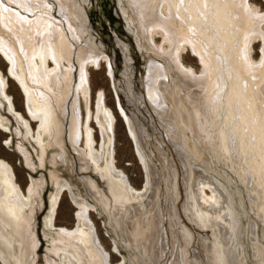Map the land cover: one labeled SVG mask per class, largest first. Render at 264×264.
Wrapping results in <instances>:
<instances>
[{"label":"bare ground","instance_id":"1","mask_svg":"<svg viewBox=\"0 0 264 264\" xmlns=\"http://www.w3.org/2000/svg\"><path fill=\"white\" fill-rule=\"evenodd\" d=\"M73 1L80 13L83 8L81 0ZM123 1L132 9V19L136 22V29L140 31L139 36L143 38L140 50L150 62L146 81L147 100L158 117L167 124L164 127L168 138L189 176V202L186 208L189 210L190 219L200 228L210 227L217 230L227 246L226 253L216 245L206 246L210 263L247 264L244 249L249 242L248 238L252 240L255 258L263 261L264 245L259 239L264 240V226H258L255 221L249 223V220L247 229L243 231V217L237 205L240 201L242 210L250 219L251 213L243 199L244 185L249 192V198L253 199L252 211L260 218L263 215L261 219L264 221V199L257 200L256 203L250 191L253 188L249 187V180L253 179L256 191H260L264 197V45L261 61L256 62L250 55L253 37L261 36L264 42V32L260 30L264 13L254 9L256 6L253 8L247 0ZM40 9L41 13L36 18H29L19 10L0 2V56L10 65L9 78L17 83L26 97V107L32 121L39 122L38 131L34 132L28 120L14 108L12 97L7 92L9 78L1 70L0 99L6 100L7 108L24 125V135H32L42 148L43 156V150L46 149L43 137L46 135L49 136V147L58 146L61 152L56 155L61 161H65L64 135L67 131L64 120L69 114L68 108L66 109L68 99L77 90L89 102L87 50L78 46L79 79L76 84L73 82L76 78L73 79L74 66L70 58L73 50L67 47L68 38L62 34V28L55 23L54 18L43 13L42 5ZM77 20L80 28L86 32L85 18L81 15ZM156 37L163 38L162 45L156 43ZM121 48L128 55L127 49L123 46ZM185 52L199 56L203 67L201 72L184 63L182 54ZM65 56L71 67H65ZM157 57L165 62H160ZM50 58L54 61L52 68L47 61ZM102 59L109 61L107 55L98 50L89 64L98 66ZM112 69L114 68L110 67V74L114 78ZM73 97L67 133L69 140L78 153L90 157L98 175L104 182L107 181L106 188L110 195L103 193L91 177L85 178L91 192L99 196L98 202H90L80 192H75V185L70 181L58 177L56 171L52 172L55 190L50 196L49 214L45 223L48 230L56 231L63 248L55 247L50 252L62 264H110L108 253L98 238L90 213H110L109 203L113 201L115 214L122 210L128 212L129 208L134 211L132 224L125 231L127 240L132 238V241L138 242V238L145 239L143 246L140 245L142 250L152 261L156 258L154 263L158 262L167 247H164L167 240L166 233L160 226L163 218L159 212L161 209L157 211L158 199L155 200L156 197H150L149 194L154 184V169L141 142L148 130L145 126H139L140 122L137 127L120 104L129 135L145 169L144 186L137 189L115 163V116L102 93L97 99L95 116L101 132V147L98 150L95 147L96 138L89 127L88 115L85 130L89 152L78 149L79 141L84 139V130L82 131L83 123L82 126L80 124L79 99L77 95ZM1 100L0 105H3ZM88 114H91L90 110ZM0 129L10 131L1 114ZM23 154L26 159L29 158L26 153ZM163 161L166 165L170 164L166 156ZM228 169L235 174V178ZM216 174L225 177L233 190ZM171 191V208L168 214L171 223L177 227L180 221L177 222L176 219L175 203L180 195L177 186L174 191L172 187ZM65 192L71 194L77 208V224L73 228L55 224L58 206ZM39 194L40 190L36 189L33 182L27 192L24 191L17 181L12 165L0 158L2 264H34L38 238L32 224L35 214L38 213L36 198ZM109 197L112 200L109 201ZM259 227L262 228L261 237ZM113 231L116 229L113 228ZM182 231L176 235L181 243L177 260L181 264H191L184 254L190 234L185 228ZM119 235L115 242L117 250L122 247L119 244L124 242ZM241 235L243 237L240 239ZM123 258L125 261L126 257Z\"/></svg>","mask_w":264,"mask_h":264},{"label":"rangeland","instance_id":"2","mask_svg":"<svg viewBox=\"0 0 264 264\" xmlns=\"http://www.w3.org/2000/svg\"><path fill=\"white\" fill-rule=\"evenodd\" d=\"M79 1L80 0H78V2ZM247 1L251 6L253 5V8L256 6L254 9H257L260 13H264V0ZM0 2L19 10L23 15L29 18H36V16L41 13L40 5H42L44 10L43 13L53 17L55 23L62 28V34H65L68 38L67 47L72 48L73 50V54L70 58L72 59V65L74 66L73 79H76L73 82L75 83L76 81L78 82L79 79V72H77V69L79 71V47H85L87 50L86 55L88 57L87 61L89 65L87 79V85L89 87V102L87 103L86 98L82 96L83 93L81 94L80 91L76 90L75 94H73V96L77 95L79 99L81 106L80 124L82 126L83 123L82 131L84 130V139L79 141L80 146H78V149L88 150L86 146L85 130L88 115H90L89 127L93 130V134H95L96 138L95 147L97 150L101 147V132L95 116L97 114V99L99 94L102 93L106 104L115 116V163L118 168L124 172L129 182L135 188L140 189L144 186L146 179L145 169L142 161H140L138 157L136 146L129 135V130L125 123L126 121L120 110V104L124 111H126L128 117L132 119L137 127L140 122L139 126H145L144 128L150 133V136L146 133L144 135L145 137L143 136V140L141 138L142 136H140V138L144 151L150 160L149 163L154 169V184L149 194L150 197L155 196V200L158 199L157 211L161 209L159 212L162 213L163 223H161L160 226L161 228L163 227L162 229H164V232L166 233L165 236L167 238L165 237V239L167 241H165L167 245L165 244L164 247H167L161 254L160 260L154 263L156 258L152 261L149 255L142 250L145 239L138 238V242L132 241V238H130V241L127 240V232L125 233V231L129 228V225L132 224L131 220L134 216V211L129 208L128 212L122 210V212L124 211L125 213H128L126 215L124 212L123 214L122 212L115 214L113 212L114 204L113 201H111L109 203L110 213L105 212L100 214L97 211H92L90 213V218L95 225L98 238L103 248L108 253V261L110 264H120L122 262L125 264H181L177 260L181 243L178 242V237H176V235H179L177 233H180L183 228H185L186 232L190 234V238H188V248L187 251L185 250L184 252L190 261L189 263L211 264L208 259L209 256L207 254L208 251L206 246L216 245L226 253L227 246H225L226 244H224L225 241L222 236L217 234V230L211 229L210 227L205 229L200 228L190 219L189 210L186 208V204L189 202V176H187L186 167H184L185 165L183 161H181L175 147L168 138L167 130L165 129L166 127H164L165 123L158 117V114L155 113V110L147 100L146 81L150 62L140 50V45L143 44V38L139 36L140 31L136 29V22L132 19V9L129 4L123 0H85V2L81 0L83 8L79 13L77 10L78 7L73 0H0ZM81 15L85 18L87 24L86 32L80 28L79 21L77 20ZM260 30H263L264 32V22H262ZM251 41L250 48L252 50L250 49V55L256 62L261 61L263 57L264 42H262L263 40L261 39V36H258L257 38L253 37ZM156 43L162 45L163 38L156 37ZM86 46H90L91 48ZM121 46L127 49L126 51L128 55H125L124 49H122ZM98 50H101L106 54L110 62L102 59L98 66H90L91 64H89V61L95 56ZM182 56L186 65L193 67L198 72L202 71L203 67L198 55H194L192 52H185ZM66 57L67 56L63 59V61H66L65 67H71ZM157 60L162 63L165 62L162 58L157 57ZM47 61L48 64H51V68L54 67V61L52 58ZM110 67L114 68L112 69L114 78L110 74ZM9 68L10 65L6 62L4 57L0 56V70L7 78H9ZM114 82L117 86H115ZM7 92L12 97L14 108L28 120L34 132H37L39 122L32 121V117L26 107V97L12 78L8 79ZM73 96H70L71 98L69 97L66 104V109L68 108L67 111H69L68 118L66 117V120H64L67 133L71 116L70 108L74 103L72 101L74 98ZM1 101L3 105H0V114L4 117V123L10 131L5 132L0 129V158L12 165L17 181L24 191L27 192L28 187L32 182L35 184L36 189L38 191L40 190V194L37 195L36 198L38 213L35 214L32 224V229L36 232L38 238L34 264H62L59 258L50 252V249L52 250V248L55 247L63 248V245L58 239V235L55 233L56 231L48 230L45 223L49 214L50 196L55 190L54 181L51 176L52 172L56 171L58 177L70 181L72 185H75V192H80V194L88 201L95 203L98 202L97 197L99 196L97 194L94 195L91 192L89 186L84 181L85 178L88 179L91 177V179L96 181L99 189H101L103 193L110 195L106 188L108 185L107 181L104 182V180L98 175L90 157H86L75 150L67 133V135H64V147L66 148L65 161H61L59 156L56 155L61 152L58 146L49 147V136L46 135L43 137L44 147H46V149L43 150L46 152H44L43 156L42 148L36 140L33 139L32 135H24V125H22L21 120H19L16 115L11 113L9 108H7V103H5L6 100L2 99ZM89 110L91 111V114H88ZM166 125L167 124H165V126ZM154 132H156V134H154ZM23 153H26L29 156V158L27 157L29 161H27L26 156ZM205 154L207 155L206 152ZM164 156L168 157L170 164L166 165L163 161ZM236 163L238 162L236 161ZM85 167H88V169H85ZM228 172L233 178L236 177L231 170L229 171L228 169ZM222 174L225 175L224 172ZM216 175L233 190L231 184L226 181L225 177L220 174ZM223 178H225V180ZM249 181L251 184L249 186L250 189L251 187L253 188L250 191L254 195L255 202L257 203V200H263L264 197L262 193L256 191V183L253 182V179ZM176 186L178 187V194L180 195L175 203V206L177 207H175V213L177 212L176 219L177 222L180 221L179 224H177V227H175L171 223V219H169L172 196L171 190L173 187L174 191ZM234 189H236L235 186ZM243 191V199L245 200L246 208L249 209L251 213V218L249 219V216H246L245 212L242 210L240 201H238L237 198L235 199L239 203L237 208L241 211L243 217V231L245 228L247 229L248 224L252 221L258 223V226L259 224L260 226H264V221L261 219L263 218V215L260 218L252 211L251 205L253 206V199L249 198V192L244 185ZM155 192H157V195ZM63 194L64 195H62L58 206L59 208L57 210L55 224L57 223L56 225L58 226L73 228L77 224L75 215L77 208L71 194L69 192ZM109 198V201L112 200L111 197ZM134 205L138 206L137 204H133V206ZM108 222H110V224L112 223L111 226L116 229V231H113V228ZM173 230L176 234H174ZM53 233L54 235H52ZM261 234L262 228L259 227L260 237L262 236ZM118 235L121 239H124V242L122 241V244H119L122 246L119 250L116 249L117 245L115 244ZM250 236H247V238ZM242 237L243 236L241 235L240 239ZM259 240L264 245V240L262 238ZM248 241L249 242L244 249L246 263L264 264V260L260 261L255 258L252 240H249L248 238ZM127 243H130V245ZM123 256L126 257L125 261ZM194 258H197L198 260L195 261ZM0 264L2 263L0 262Z\"/></svg>","mask_w":264,"mask_h":264}]
</instances>
